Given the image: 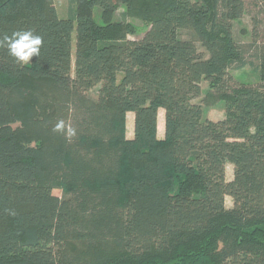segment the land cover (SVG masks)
<instances>
[{"label":"trees","instance_id":"16d2710c","mask_svg":"<svg viewBox=\"0 0 264 264\" xmlns=\"http://www.w3.org/2000/svg\"><path fill=\"white\" fill-rule=\"evenodd\" d=\"M73 1L62 18L0 0V38L43 37L27 65L0 48V264H264V41L235 35L246 0ZM248 64L259 82L237 84Z\"/></svg>","mask_w":264,"mask_h":264},{"label":"rangeland","instance_id":"374dc122","mask_svg":"<svg viewBox=\"0 0 264 264\" xmlns=\"http://www.w3.org/2000/svg\"><path fill=\"white\" fill-rule=\"evenodd\" d=\"M55 5L58 10V14L62 18H68V17H73L75 16V11H76V3L73 0H54ZM246 9L247 12L244 14L242 21L240 22L243 24L244 27H246V32H240V29L242 25L236 24L235 26V35L236 37L244 42V43H251L253 41L252 38V30L256 28L257 30V35L255 36V41L257 45H261L264 41V7L259 5H254L252 0H246ZM125 8L124 5H121L117 14L115 15V20L121 19V12ZM94 15L95 18L101 22V17H100V7L96 6L94 9ZM254 17H256L254 19ZM128 20L133 21L134 23L137 24V33L136 34H131L129 35V38L131 39H140L144 36L146 30L149 28V25L146 24L144 21L140 19H134L130 18ZM75 34V32H74ZM185 37H188V33L184 32L183 33ZM73 58H74V50H75V43L73 44ZM255 50H250L248 53V60L253 61L255 58L253 56V52ZM256 64V63H255ZM235 74V79L237 81V84H240V82H248V83H253L256 84L259 82V76L257 72L253 69V65H247L246 67L236 70L234 72ZM207 89L208 83H205L204 85ZM99 89V85L91 91V94L94 96H97V92ZM225 111L221 106H218L217 108H213L210 112L209 115L212 117V119L218 120L222 119L224 117ZM134 121H135V114L133 112H129L127 116V135L128 137H133L134 134ZM161 124H160V123ZM158 126H159V134H164L165 132V112L164 110H160V115H159V121H158ZM228 179H231L233 177V165L229 164L228 165ZM55 194L62 196V191L59 189H56L54 191ZM227 206H231L233 204L232 198L227 197Z\"/></svg>","mask_w":264,"mask_h":264},{"label":"clouds","instance_id":"9594fccd","mask_svg":"<svg viewBox=\"0 0 264 264\" xmlns=\"http://www.w3.org/2000/svg\"><path fill=\"white\" fill-rule=\"evenodd\" d=\"M43 46V37L34 34L32 30H16L11 35H4L0 38V48H5L8 55L22 64H30V59L40 55ZM64 128L63 121L56 123L54 131H61ZM74 134V130H73ZM14 215V213H11Z\"/></svg>","mask_w":264,"mask_h":264},{"label":"crops","instance_id":"0c3cea01","mask_svg":"<svg viewBox=\"0 0 264 264\" xmlns=\"http://www.w3.org/2000/svg\"><path fill=\"white\" fill-rule=\"evenodd\" d=\"M160 123V122H159ZM160 125V124H159ZM164 134H160V136H163Z\"/></svg>","mask_w":264,"mask_h":264}]
</instances>
